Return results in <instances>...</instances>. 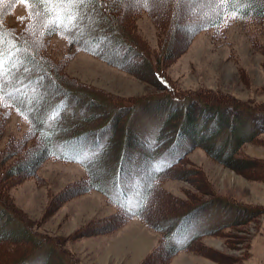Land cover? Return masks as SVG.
<instances>
[{"label": "rangeland", "instance_id": "rangeland-1", "mask_svg": "<svg viewBox=\"0 0 264 264\" xmlns=\"http://www.w3.org/2000/svg\"><path fill=\"white\" fill-rule=\"evenodd\" d=\"M104 1L145 56L128 57L121 67L107 63L50 29L28 1L0 0V26L24 39L68 89L111 109L137 104L131 127L140 137L155 135L162 116L150 109L154 98L169 94L156 71L166 76L174 88L170 94L180 101L235 100L264 110V17L228 11L224 0ZM108 47L116 51L114 44ZM243 111L239 116L246 119L248 110ZM30 114L34 120L0 95V209L10 217L8 223L0 222V264H40L39 253L45 252L50 253L46 264H264V130L243 142L226 163L212 159L201 146L193 147L153 180L141 215L134 216L90 189L81 165L88 148L80 150L77 161L45 155L35 161L43 147L35 114ZM119 135L117 129L112 147L92 165L94 176L111 169ZM185 149L188 145L177 155ZM128 152L125 170L132 173L122 186L125 201L135 210L146 185L140 176L147 171L141 165L147 158L134 140ZM109 191L120 199L118 187ZM195 207L199 215L177 242L199 230L211 233L170 255L156 227Z\"/></svg>", "mask_w": 264, "mask_h": 264}, {"label": "trees", "instance_id": "trees-1", "mask_svg": "<svg viewBox=\"0 0 264 264\" xmlns=\"http://www.w3.org/2000/svg\"><path fill=\"white\" fill-rule=\"evenodd\" d=\"M27 1L40 11L50 29L67 35L79 49L107 63L121 67L129 62L128 57L138 54L145 56L113 13L111 4L104 0ZM225 8L242 16L264 17V0H224ZM95 14L98 15L96 19L93 17ZM217 22L216 17L212 24ZM116 31L120 34H115ZM10 32L0 26V95L11 101L27 119L34 120L30 113L35 114L43 147L35 154V161L44 155L77 161L76 155L80 150L88 148L89 155L81 161V165L88 173L90 189L103 193L108 201L128 215H141L153 180L173 168L193 147L201 146L212 159L226 163L233 159L243 142L264 130V110L259 107L235 100L209 103L197 97L180 101L178 96L170 94L174 93V88L166 76L156 71L161 86L164 85L169 94L154 98L156 104L150 111L153 115L162 116V119L153 137L137 136L131 127L132 112L137 104L118 105L111 109L100 103L95 104L86 94L68 89L54 76L48 62L36 55L18 34ZM109 44H114L116 51L109 48ZM146 59L145 62L152 68L153 62ZM242 110H248L249 119L240 118L239 111ZM84 111L88 112L87 115H84ZM73 116L78 118L72 120ZM117 129L120 135L117 138L118 147L113 144L117 152L113 151L115 155H111L115 159H109L111 169L104 176H94L91 167L100 162L112 147ZM238 129L240 132L236 134ZM132 140L145 150L144 156L147 158L146 163L141 164L147 171L140 176L146 185L137 198L135 210H131L125 201L127 192L122 186L123 178L132 173L125 170L129 165L127 159L131 158L128 150ZM185 145H188V149L177 155ZM164 159L170 161L161 164L159 160ZM111 186L121 190L120 199L111 195ZM198 211L199 208L195 207L178 217L162 220L156 227L161 234L162 245L170 255L188 249L201 235L211 233V230H199L192 232L183 243L177 242L189 232L192 219L199 215ZM0 213L3 214L0 222L8 223L10 217L6 211L0 209ZM39 254L40 264H46L50 253ZM27 263L30 262L25 260L20 264Z\"/></svg>", "mask_w": 264, "mask_h": 264}, {"label": "bare ground", "instance_id": "bare-ground-1", "mask_svg": "<svg viewBox=\"0 0 264 264\" xmlns=\"http://www.w3.org/2000/svg\"><path fill=\"white\" fill-rule=\"evenodd\" d=\"M209 2H210V0H209ZM200 12V11H199ZM183 109V108H182ZM261 122V121H260ZM142 133V132H141ZM140 164V163H139ZM137 167V166H136ZM139 167V166H138ZM133 170V169H132ZM165 216V215H164ZM165 220V219H164Z\"/></svg>", "mask_w": 264, "mask_h": 264}, {"label": "snow or ice", "instance_id": "snow-or-ice-1", "mask_svg": "<svg viewBox=\"0 0 264 264\" xmlns=\"http://www.w3.org/2000/svg\"><path fill=\"white\" fill-rule=\"evenodd\" d=\"M22 2H25V3H26V2H27V0H22Z\"/></svg>", "mask_w": 264, "mask_h": 264}, {"label": "crops", "instance_id": "crops-1", "mask_svg": "<svg viewBox=\"0 0 264 264\" xmlns=\"http://www.w3.org/2000/svg\"><path fill=\"white\" fill-rule=\"evenodd\" d=\"M148 235V234H147ZM149 239V237H147Z\"/></svg>", "mask_w": 264, "mask_h": 264}]
</instances>
